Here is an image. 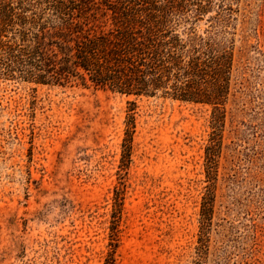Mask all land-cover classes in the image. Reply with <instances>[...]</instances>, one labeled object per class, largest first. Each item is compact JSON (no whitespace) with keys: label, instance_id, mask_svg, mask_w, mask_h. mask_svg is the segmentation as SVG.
Wrapping results in <instances>:
<instances>
[{"label":"rangeland","instance_id":"rangeland-1","mask_svg":"<svg viewBox=\"0 0 264 264\" xmlns=\"http://www.w3.org/2000/svg\"><path fill=\"white\" fill-rule=\"evenodd\" d=\"M64 1L94 27L169 2ZM196 7L170 15L180 33L232 42L220 120L207 103L0 76V264H264V0Z\"/></svg>","mask_w":264,"mask_h":264},{"label":"trees","instance_id":"trees-1","mask_svg":"<svg viewBox=\"0 0 264 264\" xmlns=\"http://www.w3.org/2000/svg\"><path fill=\"white\" fill-rule=\"evenodd\" d=\"M192 3L196 17L212 0H169L154 11L128 2L116 8L112 26L94 27L80 20L79 4L72 1L46 0L39 12L27 15L21 2L0 0V76L60 85L78 79L127 95L207 103L220 120L229 94L232 42L196 35L191 28L180 33V20L170 15L177 12L183 21V8ZM129 123L132 128V115ZM131 132L124 138L126 151Z\"/></svg>","mask_w":264,"mask_h":264}]
</instances>
